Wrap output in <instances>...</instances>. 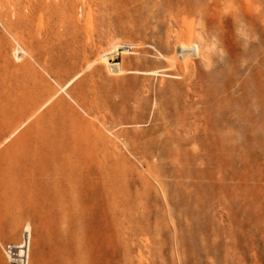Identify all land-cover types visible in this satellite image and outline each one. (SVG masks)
Returning <instances> with one entry per match:
<instances>
[{"label": "rangeland", "instance_id": "rangeland-1", "mask_svg": "<svg viewBox=\"0 0 264 264\" xmlns=\"http://www.w3.org/2000/svg\"><path fill=\"white\" fill-rule=\"evenodd\" d=\"M0 264H264V0H0Z\"/></svg>", "mask_w": 264, "mask_h": 264}, {"label": "bare ground", "instance_id": "bare-ground-1", "mask_svg": "<svg viewBox=\"0 0 264 264\" xmlns=\"http://www.w3.org/2000/svg\"><path fill=\"white\" fill-rule=\"evenodd\" d=\"M191 44L190 43H182L179 47H178V50L179 51H188V50H191V47L190 46ZM122 53H128V51H123ZM115 65H111V67H113ZM218 145V146H217ZM220 150L223 158L225 159L227 154H228V146H227V142H225V140L222 139V142H218L217 144L215 143L214 146L211 147V151H216V149ZM161 159V158H160ZM212 163V162H211ZM84 180L86 181V179L84 178ZM93 192V194H85L87 197L89 198H96L97 197V194ZM82 195V194H81ZM29 228H27L26 230V235H25V241L23 243H20L18 246H11V247H8V249L6 250V255L8 257V259L13 262V263H25V260H22L23 258H26L27 257V247H28V241H29V238H30V234H29ZM12 249V251L10 250Z\"/></svg>", "mask_w": 264, "mask_h": 264}, {"label": "built area", "instance_id": "built-area-1", "mask_svg": "<svg viewBox=\"0 0 264 264\" xmlns=\"http://www.w3.org/2000/svg\"><path fill=\"white\" fill-rule=\"evenodd\" d=\"M7 249H8V247H7ZM11 251H12V249H10Z\"/></svg>", "mask_w": 264, "mask_h": 264}]
</instances>
